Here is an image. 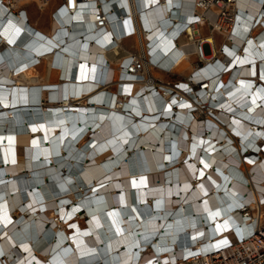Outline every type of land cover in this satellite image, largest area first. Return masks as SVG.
Masks as SVG:
<instances>
[{
	"label": "bare ground",
	"instance_id": "obj_1",
	"mask_svg": "<svg viewBox=\"0 0 264 264\" xmlns=\"http://www.w3.org/2000/svg\"><path fill=\"white\" fill-rule=\"evenodd\" d=\"M236 4L243 20L220 43L187 29L209 44L205 64L224 47L201 72L190 46L179 58L187 40L174 45V24L172 35L171 22L146 35V60L162 67H149L151 77L168 84L169 69L187 72L182 89L206 83L194 112L189 98L169 101L120 73L125 39L95 35L88 19L67 14L46 27L0 9V264H153L201 249L244 193L262 197L264 184L243 175L256 164L238 165L237 142L264 133L254 123L264 116V34L243 38L260 10ZM181 6L176 17L189 9ZM199 223L212 224L205 232ZM142 236L153 246L137 254Z\"/></svg>",
	"mask_w": 264,
	"mask_h": 264
},
{
	"label": "built area",
	"instance_id": "obj_2",
	"mask_svg": "<svg viewBox=\"0 0 264 264\" xmlns=\"http://www.w3.org/2000/svg\"><path fill=\"white\" fill-rule=\"evenodd\" d=\"M181 1H185L189 9H185L181 16L176 17L173 11L182 7ZM249 1L257 4L260 11H258V17L252 22L251 27L244 32L243 38L254 34L256 30L257 33L254 35V40H256L261 34H264V22L261 21V18L264 17V0ZM236 2L237 0H0V9L6 11L7 15L17 16L27 11L25 8L27 5L33 4L39 12L48 10V16L52 21L58 22L60 17L67 14L73 15L74 18L77 17L81 23L88 19V25L92 26L91 32L95 31V35L98 36L108 34L109 41L114 43L120 39L136 37L140 44L142 41V45L129 47L126 56L119 63L120 73L133 76L135 82H146L151 91L157 92L163 98L168 97L169 101L172 99L181 101L185 97L189 98L192 103H195L191 107L194 109H190L189 112H194L197 106L201 105L197 102L196 97L201 92L200 89L205 88L206 83L200 84V88H198V84L202 81L191 83L187 90L180 87L178 80L163 84L159 79L151 77L148 73L149 67L157 70L162 67L158 63L152 62L150 58L146 60V54L150 57L149 49L151 48L150 40H147L146 35L153 29L152 23L155 26L157 24L162 26L167 22L171 23L165 26V29L169 30L167 32L169 35H172L170 30L174 24L176 31L172 38L174 45L178 44V38L181 36H185L187 40L183 44H179L181 48L179 58L183 55V51H187L190 46L192 49L190 53L195 57L194 68L201 72L204 68L218 64V56L224 54V47L222 46L216 51V58L212 62L205 64L207 51L210 50L209 44L201 38L202 35L197 29H193V34H190L187 29L193 26L204 27L214 37L218 35L223 40L224 32L232 31L236 22L238 28L239 20H243ZM115 7H119L123 13L115 15L113 12ZM76 13L78 15H75ZM113 16H115L114 19H112ZM33 35L30 34L32 38H37L34 37L37 35ZM39 42L44 43L45 46L48 45L46 39H40ZM47 51L48 49L43 55L51 53V51L49 53ZM166 73L172 74L169 69ZM118 79L122 80L120 77ZM260 83H264V81L257 83V87L261 85ZM193 91L195 95L192 94ZM201 117L204 115L202 114ZM257 122L254 123L258 129H264V116L258 117ZM250 141L251 143H247L245 146L243 145L245 142H237V155L242 158L238 165L243 164V166L247 165L251 168L256 164V167L248 173L244 170L243 175L248 182L264 184V133L257 134L256 139ZM248 185L245 184L246 187ZM261 196L256 201L248 200L244 193L238 198V201L230 202L229 213L236 217H229L228 222L221 223L224 224L223 231H217L209 239L203 238L204 242L201 243L206 244L201 249L185 250L181 255L172 254L168 259L162 261L152 260L153 264H264V192ZM237 202L240 204L238 205ZM211 224L202 226L199 223L198 225L201 231L205 230L206 232ZM200 234L199 236H203V233ZM142 238L143 236L139 238V240L141 239L140 250L139 246L135 248L138 250L137 254L144 253L146 250L152 249L153 246V236L146 241Z\"/></svg>",
	"mask_w": 264,
	"mask_h": 264
},
{
	"label": "rangeland",
	"instance_id": "obj_3",
	"mask_svg": "<svg viewBox=\"0 0 264 264\" xmlns=\"http://www.w3.org/2000/svg\"><path fill=\"white\" fill-rule=\"evenodd\" d=\"M26 15L29 18V21L31 22L32 19L33 20H37L38 24L40 26H46L49 27L50 24V18L48 16V10L43 11V12H39L36 7L33 4L27 5L26 7ZM208 33V30L206 28L202 29V34L205 35ZM215 40L220 43L221 42V38L217 35H215ZM130 44H133V41H130ZM112 62V60H110ZM195 61V59H193V62ZM169 75L167 73H165L163 76ZM166 78V77H164ZM172 78L174 77H169V82L172 80ZM168 82V81H167ZM80 225L83 226V221L80 220Z\"/></svg>",
	"mask_w": 264,
	"mask_h": 264
},
{
	"label": "crops",
	"instance_id": "obj_4",
	"mask_svg": "<svg viewBox=\"0 0 264 264\" xmlns=\"http://www.w3.org/2000/svg\"><path fill=\"white\" fill-rule=\"evenodd\" d=\"M46 29H47V28H46ZM131 40H132V39H125V40H122V48H123V52H124V54L127 53V50L129 49L130 45H132V44H130V41H131ZM132 41H133V40H132ZM111 60H112V62H110L111 65H112V66H115V65L117 64V59H116L114 56H112V57H111ZM184 75H187V72H185L183 75H179V74H169V75L164 76V77H166V78H163L164 80H162V81H168V82H169V77H174V78H172L171 81L180 80V79H183V78H184ZM59 79H60V76H59ZM160 81H161V79H160ZM171 81H170V82H171Z\"/></svg>",
	"mask_w": 264,
	"mask_h": 264
},
{
	"label": "snow or ice",
	"instance_id": "obj_5",
	"mask_svg": "<svg viewBox=\"0 0 264 264\" xmlns=\"http://www.w3.org/2000/svg\"><path fill=\"white\" fill-rule=\"evenodd\" d=\"M17 31H19V30H17ZM173 103H175V101H173ZM224 243H227V241H224Z\"/></svg>",
	"mask_w": 264,
	"mask_h": 264
},
{
	"label": "water",
	"instance_id": "obj_6",
	"mask_svg": "<svg viewBox=\"0 0 264 264\" xmlns=\"http://www.w3.org/2000/svg\"><path fill=\"white\" fill-rule=\"evenodd\" d=\"M31 108H29V110H30Z\"/></svg>",
	"mask_w": 264,
	"mask_h": 264
}]
</instances>
